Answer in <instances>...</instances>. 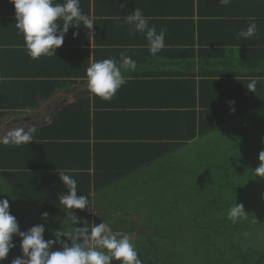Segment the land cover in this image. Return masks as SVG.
Segmentation results:
<instances>
[{"label": "trees", "instance_id": "obj_1", "mask_svg": "<svg viewBox=\"0 0 264 264\" xmlns=\"http://www.w3.org/2000/svg\"><path fill=\"white\" fill-rule=\"evenodd\" d=\"M240 1L243 3L240 9L231 11L228 5L219 4V0H142L141 4H138V0H127V3L125 0H80L82 12L89 17L93 16L92 33L83 27L70 28L60 47L68 51L70 56L60 55L62 50L58 48L56 56H42L38 60H33L26 55L24 37L16 28L14 5L9 0H0V36H7L6 40H0V47L6 46L9 48L7 50L9 53H18L27 61L17 71L0 72V77L3 78H0V89L5 90L6 86L3 85L9 84L8 80L10 84L25 85L27 96H30L26 101L28 106L37 103L39 97L47 98L52 94L55 87L60 84L55 81L59 76L87 78L86 69L90 66L91 49L94 50L93 62L103 60L107 55L118 53L131 55L140 50L145 52L144 48L148 49V44L143 35L128 34L126 37L114 38L111 32L118 27L129 31V25L114 21L119 17L125 19L135 8L149 19V25L154 26L157 32L161 29L166 30V46L157 54L164 55L163 64L171 61L173 65L175 60L180 59V65L189 68L193 59L199 56L196 49L213 46L214 52L208 57V62L201 65L203 69L199 81L187 77L195 74L190 73L191 71L167 70L168 72L159 73L158 79L154 80L156 82H152L156 83L155 92L159 95L160 101H155V98H139L138 103L121 101L120 95L124 92L128 94V87L130 95L136 94L140 97H143L141 93L154 91L153 86H146L147 83H151L146 82L150 72L144 73L145 77L136 83L131 79L126 80V86L123 85L108 103L95 96L97 107L108 106L107 115L112 116L116 113L124 116L122 124L124 130L118 133H124L135 141L95 143L96 151L104 146L112 158L123 161L125 168H113L116 172L108 173L105 182L98 183L99 174L101 172L104 174L109 169L104 168V164L100 167L96 158L94 190L142 169L194 143L195 140L201 142L204 137L210 136L219 129H225L228 140L232 141L227 145L229 155L224 158L220 155L217 161L220 172L212 183L199 182L198 187H191L188 190L189 183L185 182V179L176 183L171 180L170 184L166 182L164 189L166 194L170 185L177 184L179 199L185 195L189 196L185 201L182 199L185 207L182 211L185 213L173 217L172 221L161 220L150 215L149 210L156 211L157 208L152 209V206L146 203V210L140 214L139 221L144 231L140 234L141 238L137 242L139 244L136 243L135 246L143 264H264V178L256 177L253 173L260 164L259 154L264 151V118H259L260 115L264 116V79L257 80L255 72L238 73L233 70L232 66L235 67V64L232 65L230 62V56L232 54L235 56L234 48L246 45L247 42L227 38L231 22L236 23L239 19L250 21L254 19L258 25L264 23V0ZM58 2L62 3L63 0ZM121 4L124 5L123 8L120 7ZM194 19H197V23ZM73 32L78 33L76 38H73ZM249 50L241 47L239 54L248 55ZM75 52L79 55H72ZM14 55L11 54V58H14ZM69 57L70 60L67 59ZM212 59L214 61H210ZM204 66L210 69H205ZM38 75L42 78L39 81L40 88L34 89L33 85L37 82L32 78ZM174 77L177 78L174 80ZM252 80L257 81L254 92L247 89ZM124 98L126 101L127 96ZM79 100L81 99L68 104L69 107L64 109L67 112L60 111L54 117L55 122L50 128L62 121H68L70 116L68 113L75 114V124L77 123L80 134L66 135L64 138L61 135L63 142L68 144H77L78 140L85 141V138L90 136L91 119L89 115L85 117V114H89L90 106L88 105L85 110V103ZM18 104L12 103L14 108L12 110L19 109ZM3 106L0 103V115L5 114L1 111ZM115 118L117 117L112 116L111 119ZM133 125L136 126L139 135L133 134ZM94 130L96 138L105 137L99 135L102 132L97 128ZM116 134H111L110 138ZM237 134L243 138L241 141H237ZM36 137L34 134V138ZM39 137L49 136L41 134ZM28 145L0 143V176L6 181L15 197L20 196L33 207L48 214L59 207L58 202L54 197L49 199L37 192V187L34 185L37 173L34 169L31 170L29 167L31 165L25 162L26 160H22L23 154L19 155L16 151ZM238 152H242V156L237 160ZM88 158H90L89 154ZM244 159L248 162L247 167L239 164ZM128 161L131 163L127 164ZM49 174L50 178H56L58 175L52 170ZM211 174L215 175L212 172ZM53 181L52 179V184ZM31 183L36 191L30 187ZM213 183L214 186H209ZM45 187L49 190L48 186ZM0 199L4 198L0 197ZM53 200L57 204L47 209V202ZM236 203L244 206L245 211L248 212V219L233 224L227 219V211ZM180 216H184V219L180 220ZM169 222L175 225L176 231L171 233V230H168L167 227H172ZM11 262L12 260L5 259L3 264H11Z\"/></svg>", "mask_w": 264, "mask_h": 264}, {"label": "crops", "instance_id": "obj_2", "mask_svg": "<svg viewBox=\"0 0 264 264\" xmlns=\"http://www.w3.org/2000/svg\"><path fill=\"white\" fill-rule=\"evenodd\" d=\"M236 1L237 0H235L234 2L232 1L230 4H228L229 10L234 11L235 9H240L243 3L240 0L238 2ZM138 2H139L138 4H141L142 0H138ZM110 6H115V5H110ZM90 18L93 19V16H91ZM124 20L125 19H116L114 22L117 21V23L119 22L123 23ZM194 20L197 23V19ZM249 22H250L249 19H239L238 22L236 23L233 22L229 23V25L231 24V27L227 32L228 35L227 38L233 40H239V41L244 40L245 42H247L246 45H242L239 46L238 48H234L233 53L235 54V56L233 54L230 56V62L232 63V65L234 63L236 68L232 65L231 66L233 70L238 73L248 72V71L252 73L255 72V74H257L256 76L257 80L264 79V23L263 22L259 23V25L258 23H256L258 29L257 34L250 39H244L242 37L238 38L237 36L238 32H240L241 30H245L247 28ZM111 32L113 33L114 38L126 37L128 36V34H130V32L127 31L126 29H119V27ZM215 33L219 34L218 32ZM134 35H139V33H134ZM21 36L23 35L21 34ZM6 38L7 36L5 37L0 36V40H6ZM261 44L263 45L257 48ZM241 47L249 48L250 49L249 54L240 55L239 53L241 51ZM212 48L213 46L210 48L203 47V49H196L197 55L199 56L193 59V63L189 68L185 67L184 65H180V59L175 60L176 62H174L173 65L171 61H167L165 64H163L164 57L162 58V56L164 55L161 54L160 56L158 55L152 56L147 48H144V50H146L145 52L137 48L140 51H137L136 53H131V55L129 53H123V55L129 56L134 61H136V65H137L134 71H125L124 69H122V73L125 79L126 80L131 79L136 83V81H139L140 79H143L145 77V75H143L144 73L150 72V75H148L149 78L146 82H151V83H147L146 86H153L154 91L141 93L143 97H140L136 94L130 95V88L128 87V94L124 92L120 95L122 96V100H121L122 103L123 102L130 103L131 101L133 103H138L139 98H145V99L155 98V101H160L159 95H157L155 92L156 83L153 82H156L154 80L158 79L159 73L162 72H168L173 70H181L185 72L191 71L190 73H195V74L188 75L187 77L191 80L199 81V79L201 78L200 72L203 69V68L201 69V65L206 64V62H208L207 60L208 57L214 52ZM8 49L9 48L3 45H1L0 47V72L4 71L6 73H9V72L17 71V69L19 68L21 69L22 64H25L27 62L25 58H21V56L18 53H11V52L9 53V51H7ZM63 49H64L63 47L60 48L62 52L59 54L62 56H70L69 53H67L68 51H65ZM11 54L12 56L13 54H15L14 58H11ZM16 54H18V57L16 56ZM121 54L122 53L120 54L118 53L115 55H107L105 59H116L117 61H119L121 58ZM26 55L28 56L27 53ZM72 55L77 56L79 55V53L75 52L72 53ZM165 55H167V53ZM93 56H94V50L91 49L90 64L93 63ZM80 57L81 54L79 58ZM67 59L70 60V57ZM210 61H214V60L212 59ZM159 63H160V68H159ZM206 68L209 67L206 66ZM212 71L214 70L212 69ZM7 75H11V74H7ZM3 77H9V76H3ZM40 77L41 76L38 75L32 78V80L37 82L33 85L34 89L40 86L39 81L40 79H42ZM23 78L27 79L26 77ZM176 78L177 77H174V80ZM13 79L18 80V78H13ZM8 81L9 84L3 85L6 86L4 88L5 90L0 89V103L4 105L1 111L3 112V114L5 113L4 115L2 114L0 115L1 116L0 139L6 136L9 133V131L14 128L25 127L27 130L28 128L35 126L36 132L34 134L37 137L34 138V141L30 142L29 145L26 146V148L25 146H22L20 147V150L16 148L14 149L18 151L19 155L20 153L23 154V156L21 157L22 160L23 159L26 160L25 162H28V164L31 165L29 166L31 167V170L34 169V172L37 173L35 180L36 183L34 184L37 187V192L44 194L49 199L51 197H54L55 201H57L59 205L57 209H53V212H49L47 218L44 219L42 218V214L44 212L33 207L27 201L21 199L20 196L15 197L14 196L15 194H12L11 190L7 186L6 181L3 180L2 177L0 176V197L8 200L10 214L16 218L20 230L27 231L28 229H30L35 225H43L45 228V233H44L45 240L48 239L54 240L55 236L53 235V233L60 229L64 231H74L76 227H83L85 221H87L90 225L93 223L94 224H99L101 222L106 223L107 219L103 210L106 209L108 206L113 205L112 203L114 199L123 198V196L125 195L124 189H128L129 193H135L134 189L137 184L133 183L135 182L134 177L138 175L143 168L149 166L147 165L142 169L133 171L127 174L126 176L122 177L121 179L114 181L103 188L94 190L93 186L95 182L94 179L96 172L95 165H97L95 162L96 158H98L97 163L99 164L100 167L104 164L105 165L104 168L109 169L108 172L106 171L104 174L103 172H101L99 174L98 183H102L103 181L105 182V177L108 173L113 174L114 172H116L115 169L124 167L123 165L124 163H122L123 161L120 162L116 158H112V156L108 154L104 146L99 147L98 150L96 151L95 143L96 142L108 143L110 141H115V143H132L133 141H135L134 138H129L128 135L126 136L124 135V133H118L119 131L124 130L122 127L124 116L116 114L114 112L115 115L112 116H115L117 118L113 120L111 119L112 116L106 114L109 111L108 106L100 105L99 107H97V105H95L96 98L95 95L90 93L88 89L87 78H82V77L73 78V77L59 76V78H56L55 81H58L60 84L55 87V91H53L52 94H50L47 98L39 97L37 103L31 104L33 106H28V103H26V101H28L30 97L29 95L27 96V92H26L27 87L25 85H19L15 83L10 84V80ZM126 84L124 86H126ZM125 96H127L126 101L124 98ZM131 96H133L134 100ZM78 99H81L79 101L85 103V110H87L88 105L90 106L89 114H85L86 118L89 115L90 116L89 118L91 119L90 136H88V138H85V141L78 140L77 144L76 143L68 144L67 142H63L64 140H62L61 135H63L64 138L66 135L70 136L74 134H80L78 131V125L77 123L75 124V114L73 115L72 113H68V115H70L68 116V121H64V122L62 121L52 129L50 128L52 124L55 122L53 121L54 117L60 111L64 110L66 107H69L68 104L78 101ZM12 103H19L17 107L20 105V108L17 110H12L14 109L12 108ZM105 103H108V101H105ZM96 111H98L99 114L96 115ZM65 112L67 111L64 110V113ZM259 118H264V116L260 115ZM44 127L47 129V131L46 129H44ZM96 128L98 129V131L102 132L99 135H105V137L101 139L96 138L95 130H94ZM114 133L117 134L114 135L112 138H110L111 134ZM41 134H47V136L49 137L40 138L39 136ZM133 134L139 135V131L136 130V126L134 125H133ZM85 142L87 144H84ZM194 143H200V141L195 140ZM187 147H190V145L185 146L184 148ZM127 148L129 149V147ZM88 154L90 155V158H88ZM170 155L171 153L169 155L164 156L163 158L156 160L157 164L169 160ZM129 162L130 161H128L127 164L131 163ZM51 170L56 171V173L65 172L71 175L77 182V190H78L77 196L84 195L88 197L91 206L87 207L84 210H80V209L67 210L64 208L63 205L59 204V198L63 195H66L68 193V189L66 188L65 185H63L62 181L60 180L59 174L56 175V178H50L49 172H51ZM52 179L54 180L53 184H52ZM49 184L51 186H49ZM133 185L134 188L132 189ZM45 186H48L49 190H47ZM30 187L34 191H36V188L33 187L32 183L30 184ZM56 204L57 203L54 202L53 200L47 202L46 207L47 209H50ZM73 214H75L76 217L78 218V223H76L73 220ZM114 217L115 215H113V221L115 226H117V219ZM139 221H140V217L136 221V228H134V232L137 234L138 239L141 238L140 234L144 228V227L141 228L142 225L139 223ZM130 224L131 226H133L132 221H130ZM117 230L119 229L117 228ZM130 230H132V227ZM61 240L68 242L69 244L71 243L70 241H68L66 237H61ZM13 242L16 244V247L10 250L6 258L8 260H13L18 256H22V251L20 248V238L18 236H14ZM60 247L61 246L59 244H54L51 250L52 251L60 250ZM113 264H119V262L113 261Z\"/></svg>", "mask_w": 264, "mask_h": 264}, {"label": "clouds", "instance_id": "obj_3", "mask_svg": "<svg viewBox=\"0 0 264 264\" xmlns=\"http://www.w3.org/2000/svg\"><path fill=\"white\" fill-rule=\"evenodd\" d=\"M14 5L16 28L22 33L28 56L38 60L42 56H56L70 28H87L90 33L94 21L84 14L80 7V0H9ZM127 3V0H125ZM231 0H219V4L228 5ZM124 7L123 4L120 5ZM120 19V17H119ZM121 21V20H120ZM123 24L129 25L130 34L143 35L148 44L149 53L156 56L165 48V29L157 32L149 25V19L138 9L128 15ZM257 24L251 20L245 30L237 33L238 38L250 39L257 34ZM77 32H73L76 38ZM136 61L121 54L116 59L95 61L86 69L88 89L90 93L104 101H111L118 90L127 83L122 69L134 71ZM257 81L252 80L247 89L254 92ZM230 104L234 102H229ZM234 111V109H233ZM35 126L28 128L17 127L0 139L5 145H24L34 141ZM260 164L253 170L256 177L264 178V151L258 157ZM68 193L59 198V204L67 210H84L91 206L89 198L77 196V182L69 174L58 172ZM47 213L42 218H47ZM227 219L238 224L248 219V212L242 204L236 203L227 211ZM73 220L78 218L73 214ZM43 225H35L27 231H21L16 218L10 214L7 199H0V264L7 258L10 250L16 247L13 237L20 238L22 256L14 258L11 264H143L139 253L131 238L125 233H114L106 223L89 224L85 221L83 227H76L74 231L57 230L53 233L55 239L45 240ZM247 235V233H245ZM66 237L68 242L62 241ZM54 244H59L60 250L52 251Z\"/></svg>", "mask_w": 264, "mask_h": 264}, {"label": "rangeland", "instance_id": "obj_4", "mask_svg": "<svg viewBox=\"0 0 264 264\" xmlns=\"http://www.w3.org/2000/svg\"><path fill=\"white\" fill-rule=\"evenodd\" d=\"M225 131V129H219L210 136L204 137L200 143H191L189 144L190 147L181 148L172 152L169 160L158 164L154 161L149 164V166L143 168L142 171L134 177L135 182L133 183L137 184L134 189L135 193H129L128 189H124L125 195L123 198L114 199L113 205L103 210L107 219L106 224L112 228L114 233L128 234L131 238V242L137 246L136 243L139 239L134 232V228H136V221L139 219L140 214L144 213L146 210V203H148L150 207L152 206V209L155 207L157 208L156 211L149 210L151 211L150 215L154 218H160L161 220L167 219L168 221H172L173 217H178L180 214L185 213L182 211L185 208L183 207L184 203L182 199L185 201L189 196L185 195L179 199L177 184L170 185L168 193L166 194V191H164V189H166V182L170 184L171 180V182L176 183L185 179V182L189 183L188 190H190L191 187H198L199 182L210 184L217 179L220 172L217 161L220 155L222 158L229 155L227 145L228 143H232L231 140H228L229 137H227ZM242 139L243 138L238 135L237 141H241ZM235 140L236 139H234V141ZM230 153L232 154L233 151L231 150ZM241 156L242 152H238L237 160L240 159ZM247 163L245 159L239 162V164L244 165V167H247ZM211 172L215 175L211 174ZM214 185L215 183L209 186L212 187ZM133 188L134 185L132 186V189ZM113 215H115L114 218L117 219V226L114 224ZM179 219L183 220L184 216H180ZM130 221L133 222V226H131ZM171 224L172 227L167 228L171 230L172 233L176 230L175 225L173 226V223ZM131 227L132 230H130ZM151 229L153 230V228ZM143 231L144 228L141 234Z\"/></svg>", "mask_w": 264, "mask_h": 264}]
</instances>
